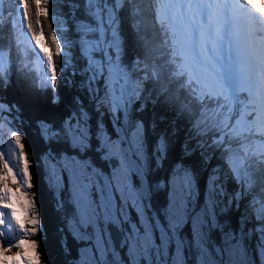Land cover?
Here are the masks:
<instances>
[{
  "label": "trees",
  "instance_id": "1",
  "mask_svg": "<svg viewBox=\"0 0 264 264\" xmlns=\"http://www.w3.org/2000/svg\"><path fill=\"white\" fill-rule=\"evenodd\" d=\"M163 1L106 0L116 11L122 62L143 88L137 96L133 124L143 123L146 131V180L149 191L153 192V209L163 219L161 215L168 207L165 187L169 189L170 175L175 168H188L194 173L198 190L194 209L204 207L212 185H217L219 190L222 188L227 201H231L227 203L226 213L220 215L225 224L224 231L237 234L242 230L258 263V248L264 241V157L261 148L250 143V127L244 130L238 125L242 114L246 120L244 127L257 121V117L243 107L223 113L218 101L203 92L197 80L189 76L184 67L187 58L179 47V34L167 28L166 15L162 12ZM34 9L33 18L39 19V31L52 49L53 58H57L53 38L59 49L65 48L71 53L64 56L69 62L64 58L56 60V64L61 65L56 67V88L62 104L59 107L52 105L50 93L41 92L43 82L25 59L34 56L31 47L28 49L21 35H15L17 26L10 20L0 43V100L9 104L15 114L19 113L26 124L20 126L19 131L24 152L32 164L33 194L43 224V233L38 239L42 261L44 264H79L75 240L61 221L64 212L56 211L53 191L48 189L40 175L43 159L51 148V151L90 161L110 176L112 172L95 146L82 154L77 149H69L67 144L52 141L45 144L37 122L57 125V119L63 122L66 115L72 117L80 101L88 110L93 130L98 129V121L102 118L110 134L115 136L108 114L113 113L109 112L111 107L106 106L110 90L103 77L95 78V69L83 51V36L87 30L96 31L98 27L91 0H39V4L32 0V11ZM45 11L47 15H41ZM26 23L35 25L29 19ZM88 37L99 39L97 33L88 34ZM97 57L105 59L101 54ZM98 99L103 104H99ZM221 114H225L226 123L220 122ZM162 140L167 143L165 155L161 158L158 144ZM135 182L140 185L137 180ZM208 228L214 242L221 245L222 231L215 229L213 223ZM184 233L191 239L190 244H194L192 223L187 225Z\"/></svg>",
  "mask_w": 264,
  "mask_h": 264
},
{
  "label": "rangeland",
  "instance_id": "2",
  "mask_svg": "<svg viewBox=\"0 0 264 264\" xmlns=\"http://www.w3.org/2000/svg\"><path fill=\"white\" fill-rule=\"evenodd\" d=\"M91 2L95 7L96 13L94 16L98 22L96 33L99 39L97 41L95 39H89L87 34L95 32H91L93 30H87V34L83 36L84 55L88 59L91 67L95 69L93 74H96V77L99 78L103 77L109 86V90L111 91V106L115 108L122 107L126 115L127 110L132 108V99L135 97V94L130 85V71L126 67H123V64L120 62L122 49L121 39L118 35L115 21L116 11L113 7H109L110 5L107 4L106 0H91ZM225 2L226 0H171L169 9L174 12L173 16L177 20V30L182 32L185 29L191 33V36H188L183 43V49L194 56L198 68L204 67L208 69V71H211L209 72L211 75L210 77H218L220 83L226 87L227 94H231L237 89V87L235 88L237 84L227 85V69L221 56V40L217 42L211 34L212 30H216L219 23L223 22L224 16H222V13L226 11L224 10ZM237 2H239V0L236 2L232 0L230 6H236ZM212 10L213 15L217 17V19L214 24L209 25L208 11ZM34 11L35 9L33 10V14ZM3 20L5 19L3 18ZM36 27H33V32L36 33L37 38L41 33ZM34 42L36 43V41ZM111 48L118 53L114 59H111L109 55V50ZM38 52L41 54L45 71L49 70V73L53 74L54 62L52 57L51 61H49L40 48H38ZM99 53L104 54V60L97 58V54ZM70 54L71 53L67 49L60 47L59 54L57 55L67 57V55ZM206 76L208 77V73ZM242 84L243 82L241 81L240 85ZM116 85L118 91H116ZM251 99L253 98L251 97ZM259 107L260 109L264 108L263 104H259ZM11 113L12 112L6 107L0 105V133L8 135V140L6 141L3 139L2 135H0V168L7 166L14 173L20 185L23 186L25 183L22 166L23 154L21 147L18 145V139L21 145L22 138L16 130L11 128L12 125L17 127V122L19 121L18 117L15 116V118H13L10 115ZM83 117L88 123L89 117L85 112H83ZM5 123L8 126L4 125ZM260 126L264 132V118ZM73 128H75V130L72 133H64L61 137L68 136L72 142L81 145V151H85L89 146L86 141L89 137L87 132L81 129V127L77 129V125L73 126ZM104 145L107 150V158L110 156L119 157L117 159H119L120 167L117 171L112 172L111 178L110 175L102 173L100 169L93 167L91 163L89 164V161L78 160L70 156H63L60 161L53 157L52 154L48 155V158L52 162L50 171L53 176L55 175L54 180H59L60 173H65L67 171V173L70 174L69 179H71L73 185V192L76 196H79L80 201L78 202V210L80 209V214L83 217H73L68 227L72 233H74V237L77 236L83 241L93 243L92 246H87L85 249L82 248V251L80 250L82 259L79 261V264H125L122 262L121 255L114 253L110 256L112 252L110 253L108 248L103 247L102 236L100 235L98 226L93 227L96 230L93 238L91 233L86 229L88 216L93 217L94 225H96L99 216H101L102 221H106L109 215L113 213V203L110 201V193L112 190L116 189L115 187H117V192L123 197L129 198L137 204H140L142 201L145 210L146 206L149 207V203H145L149 193L148 183L147 180H145L147 155L142 145L139 132L131 138H126L122 134L116 142L105 140ZM48 166L49 164L47 165V163L46 166H43L40 173L42 178L44 177V172H46V170L48 171ZM233 167H235L234 164ZM129 171L138 174L141 180V185L135 190L132 189V179L129 175ZM113 185L115 187H113ZM94 187L97 189L100 196V203L98 201L99 214L98 211H96L97 208L94 206ZM211 189L212 193L206 198L204 208L199 210L194 209L192 202L198 199V190L194 173L187 168H175L170 180V202L163 213L164 217H166L168 226H162L156 214L149 217L148 214L146 215L147 212H144L146 224L150 227L152 233L154 234L155 232L156 236L159 238L161 237L164 239L163 241H165V243L157 247L160 256L162 258L166 257V259H173L172 263H168L165 260L162 264H189L192 253L195 254L196 264H254L243 234H241V232L234 234V232L224 231L225 224L220 220V215L225 212H221L219 209L222 207V204L223 206H227L225 191L222 190V188L219 190L213 185ZM25 191L30 192L32 195L29 189L25 188ZM84 195H88V197L82 200V196ZM217 196H219V198ZM228 201L229 203L231 202L230 200ZM1 211L2 214L6 212L7 214L2 215L0 213V244L7 247L15 244L19 239L24 238V233L15 225L8 210L2 209ZM3 217L5 222L2 221ZM186 223H192V227L195 230L194 244L191 243V245L186 241L187 238L180 234V230ZM212 223L215 229H218L220 232L222 231L223 236L221 238V245H216L211 238L208 226ZM41 227L42 224L40 221L38 233ZM171 230L173 232H171ZM146 237H148L147 234L138 232H134V234L130 235L131 252H129V258L132 260L133 264H142L141 259H145L147 256L142 253V251L150 247ZM32 239L37 240V236L32 237ZM155 239V237H152L153 241ZM154 244L155 243H153V245ZM171 247H174L173 253H171ZM99 253L100 258L98 259L97 254ZM258 257L259 264H264V251L262 248L258 251Z\"/></svg>",
  "mask_w": 264,
  "mask_h": 264
},
{
  "label": "snow or ice",
  "instance_id": "3",
  "mask_svg": "<svg viewBox=\"0 0 264 264\" xmlns=\"http://www.w3.org/2000/svg\"><path fill=\"white\" fill-rule=\"evenodd\" d=\"M39 4V0H37ZM250 9L264 18V0H243ZM46 16L47 13L42 12ZM44 36L41 34L36 38L37 46L51 61L52 49L44 43ZM53 45L59 54V45L53 38ZM18 139V138H17ZM18 145L23 148L22 145ZM23 174L25 183L20 185L14 173L7 167L0 168V209L10 212L11 218L18 229L24 233V238L19 239L15 244L5 247L0 244V264H42V255L39 251V242L32 237L39 231L40 219L38 209L35 204V197L25 188L31 189L30 164L26 156L22 155Z\"/></svg>",
  "mask_w": 264,
  "mask_h": 264
},
{
  "label": "bare ground",
  "instance_id": "4",
  "mask_svg": "<svg viewBox=\"0 0 264 264\" xmlns=\"http://www.w3.org/2000/svg\"><path fill=\"white\" fill-rule=\"evenodd\" d=\"M233 1L236 2L237 0H233ZM226 2L224 5V8L225 7H227V8H225L224 10H229V12H227V11L223 12L222 16H224V14L227 12L229 21H228V19H225V17H224L223 22L219 23V26L216 28V30H212L211 34L214 36V38L217 42L219 41V39H221L223 41L224 36L227 35L229 32H231L233 34V35H231V39H232L231 43H230L231 48L228 49L227 51L223 50V48H222V55L221 56L224 59L223 62L225 65H228L229 58L231 57V55L234 56V62L231 63L230 67H229L230 80L239 82V81H242L244 79H248L250 77V75H253L252 71H251V69L254 66L253 63H250V67H246L244 71L239 73V77H242V79L237 78L235 74L240 71V69H241L240 64L242 63V61L245 62L244 59H242V58H244V56L241 55V54H245V52L244 53H241V52L238 53V51H236V48H239V49L241 47L243 48L241 43H243V45L245 44V47L249 46V45L252 46V43H249L248 39L243 37V34H242V36L240 35L241 34L240 31H241V29L243 31H246L247 29H249L252 26L254 20H253L252 14H250V9L247 8L248 6L244 5V3L242 4V2L240 0L237 3V8L230 6L231 5L230 3L232 2V0H226ZM241 4L243 5L242 8L240 7V6H242ZM261 6H264V5H261ZM219 13H221V12H219ZM237 13L239 15H241L243 13V15L240 18V21L235 20V17H237ZM208 16H209L208 17V24L209 25L214 24L216 22L217 17H215L213 15V10L208 11ZM258 19L260 22H262L264 24V21H262L263 18L260 17L259 15H258ZM239 23H244L247 26V28H243ZM205 30H206V28H205ZM239 39H241V43H239ZM236 40H238V41H236ZM256 44H258L257 41H256ZM257 49H260V51H258V50L253 51V52H255V58L261 60L264 63V45H258ZM256 73H257V75L259 74V77L261 76L262 78H264V67L262 69L260 65L259 66L257 65L256 66Z\"/></svg>",
  "mask_w": 264,
  "mask_h": 264
},
{
  "label": "flooded vegetation",
  "instance_id": "5",
  "mask_svg": "<svg viewBox=\"0 0 264 264\" xmlns=\"http://www.w3.org/2000/svg\"><path fill=\"white\" fill-rule=\"evenodd\" d=\"M62 181H63V185H62L61 190H60V188L57 185H53L52 182H50V184L54 188V191H55V194H56V196H54V198H55L54 203H55L56 211H58L59 213L63 212V207H64V205L67 202L72 203V205H73L72 214L69 217L68 216H64L63 217L64 219L61 217L62 224L66 225V227L68 228V226H69L68 224H69V221L72 219V215L73 216L77 215L78 214L77 213L78 209H77V207L74 204L75 198H74L73 194L70 192L69 188L68 189L66 188V185L69 186V181H67V179H65V181H64V179H62ZM92 223H93V220H92ZM92 228H93V226H91L90 228H86V229H88L90 231L93 230L91 232V235H92V238H93L95 233H96V230L94 228L93 229ZM77 241L78 242H76V244H80L82 242L81 240H78V239H77ZM103 242L106 244V241L103 240ZM92 245H93V243L90 242L89 246H92ZM85 248H87V247H85ZM78 259H80V260L82 259L81 252L79 253ZM142 260H144V259H141V261ZM152 260H153V262L155 264L158 263V259H152ZM145 261L147 263V260H145ZM129 263H132V261L130 259H129Z\"/></svg>",
  "mask_w": 264,
  "mask_h": 264
},
{
  "label": "water",
  "instance_id": "6",
  "mask_svg": "<svg viewBox=\"0 0 264 264\" xmlns=\"http://www.w3.org/2000/svg\"><path fill=\"white\" fill-rule=\"evenodd\" d=\"M112 233H113L114 242L116 243V245H118L120 243L121 236L116 234L115 230H112ZM118 248L119 247L117 246V249Z\"/></svg>",
  "mask_w": 264,
  "mask_h": 264
}]
</instances>
